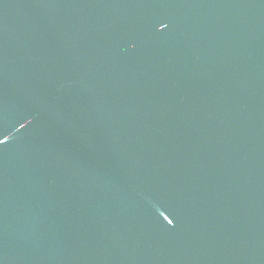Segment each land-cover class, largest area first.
<instances>
[{
    "label": "water",
    "instance_id": "obj_1",
    "mask_svg": "<svg viewBox=\"0 0 264 264\" xmlns=\"http://www.w3.org/2000/svg\"><path fill=\"white\" fill-rule=\"evenodd\" d=\"M0 264H264V0H0Z\"/></svg>",
    "mask_w": 264,
    "mask_h": 264
}]
</instances>
